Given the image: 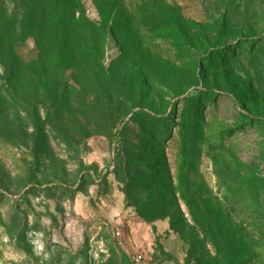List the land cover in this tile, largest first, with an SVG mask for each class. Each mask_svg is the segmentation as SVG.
<instances>
[{"label": "rangeland", "instance_id": "obj_1", "mask_svg": "<svg viewBox=\"0 0 264 264\" xmlns=\"http://www.w3.org/2000/svg\"><path fill=\"white\" fill-rule=\"evenodd\" d=\"M262 185L264 0H0V264H264Z\"/></svg>", "mask_w": 264, "mask_h": 264}, {"label": "trees", "instance_id": "obj_2", "mask_svg": "<svg viewBox=\"0 0 264 264\" xmlns=\"http://www.w3.org/2000/svg\"><path fill=\"white\" fill-rule=\"evenodd\" d=\"M216 48H218V46ZM222 54H223L222 51H218L217 50V52H215L213 56H208V58H207V64H208V66H212L213 65L212 64L213 61H214V64H215V60L222 61V57H223ZM215 96H216L215 93L211 94V96H210V99H211V102L212 103H215ZM198 101H199L198 98L190 97L189 94L186 95V97L183 98L184 113H188L189 111L193 110V112L195 114L197 112V110H199V105L197 104ZM200 108H201V106H200ZM173 118H174V114H173ZM183 118H184V116L182 115V119ZM240 118L241 119L238 121L239 126L243 125V123H245V122L248 123V122L251 121L250 115H247V114H244V113H241L240 114ZM194 119L198 121V119L196 118V116H194ZM107 183L108 182H106L105 184H102V186H106ZM259 187L262 190H264V185L259 186Z\"/></svg>", "mask_w": 264, "mask_h": 264}, {"label": "built area", "instance_id": "obj_3", "mask_svg": "<svg viewBox=\"0 0 264 264\" xmlns=\"http://www.w3.org/2000/svg\"><path fill=\"white\" fill-rule=\"evenodd\" d=\"M132 262H133V264H142L143 258H142V256H134L132 258Z\"/></svg>", "mask_w": 264, "mask_h": 264}]
</instances>
